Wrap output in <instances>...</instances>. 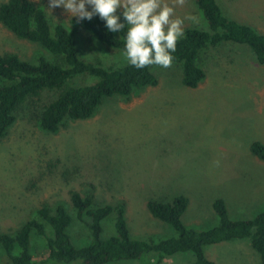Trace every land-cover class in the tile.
I'll use <instances>...</instances> for the list:
<instances>
[{"label": "rangeland", "instance_id": "obj_1", "mask_svg": "<svg viewBox=\"0 0 264 264\" xmlns=\"http://www.w3.org/2000/svg\"><path fill=\"white\" fill-rule=\"evenodd\" d=\"M7 1L0 0V5ZM28 1L43 8L51 24L78 29V47L86 61H99L105 68L129 64L122 51L85 29L87 19L77 23L63 8L49 10V0ZM167 2L171 5L172 0ZM218 2L230 19L264 34V0ZM175 13L198 18V24L185 20L184 31L209 30L195 0L177 6ZM116 14L121 16L122 9ZM0 54L32 62L39 55L49 56L1 23ZM200 64L206 78L196 89L182 84L180 63L172 62L167 69L153 66L157 86L135 90L128 98H105L91 118L66 121L55 134L39 128L41 107H36L48 105L56 93H44L38 105L22 107L15 125L0 139V233L15 235L28 219L42 221L40 209L61 205L74 219L68 228L73 244L88 246L91 233L77 219L72 193L92 197L94 207L123 204L131 235L154 242L177 233L152 216L149 201L172 203L185 196L189 206L182 220L202 231L219 224L213 207L217 199L225 202L232 220H252L263 212L264 162L250 148L256 142L264 145V65L247 45L231 42L207 50ZM115 220L114 212L102 222L104 240L116 235ZM31 252L38 261L48 258L46 240L36 233ZM19 253L16 248L15 255ZM205 254L216 264H263L249 239L207 246ZM152 257L110 264H154ZM193 262L188 252L164 264Z\"/></svg>", "mask_w": 264, "mask_h": 264}, {"label": "trees", "instance_id": "obj_2", "mask_svg": "<svg viewBox=\"0 0 264 264\" xmlns=\"http://www.w3.org/2000/svg\"><path fill=\"white\" fill-rule=\"evenodd\" d=\"M209 30L186 29L184 37L172 53L173 62L182 65V84L196 89L205 80L206 72L200 62L207 50L226 42L247 45L259 64L264 65V34L226 16L218 0H195ZM121 23H124L121 14ZM0 23L15 37L39 46L49 56L39 55L35 62L16 54H0V139L17 121V112L25 105H38L44 93H56L48 105L37 106L39 128L47 133H58L66 121L91 118L105 98H128L135 90L158 85L152 67L137 69L130 64L105 68L98 61L88 62L81 57L78 29H68L63 23L51 24L44 9L28 0H8L0 5ZM85 29L99 42L124 51L127 25L118 32H109L105 22L94 16L85 20ZM94 79L85 84L83 81ZM35 105V106H36ZM251 153L264 161V145L254 143ZM71 204L77 219L91 233L88 246L77 248L68 234L73 218L68 210L58 205L40 209L42 221L28 219L15 235L0 233V264H110L138 261L145 255L153 256L154 264H164L167 258L180 253H193V264H216L207 258L205 248L233 240L249 239L264 264V211L252 220H232L222 199H217L214 210L219 224L209 230L186 226L182 220L189 199L178 196L172 203L149 201L152 216L171 226L176 237L158 242L134 238L127 226L125 207L110 205L94 207L93 198L71 194ZM116 214V235L104 240L102 222ZM85 218H89L86 221ZM48 227L51 233L48 232ZM36 233L46 240L48 258L38 261L31 252V238ZM16 248L20 253L15 255Z\"/></svg>", "mask_w": 264, "mask_h": 264}, {"label": "clouds", "instance_id": "obj_3", "mask_svg": "<svg viewBox=\"0 0 264 264\" xmlns=\"http://www.w3.org/2000/svg\"><path fill=\"white\" fill-rule=\"evenodd\" d=\"M186 3L187 0H172L171 5L167 0H49L48 9L63 8L70 18H78L77 23L98 15L109 32H121L127 25L122 53L125 60L137 69H167L172 65L178 41L184 37L185 20L199 23L195 15L176 16V7ZM121 9L124 23L116 14Z\"/></svg>", "mask_w": 264, "mask_h": 264}, {"label": "crops", "instance_id": "obj_4", "mask_svg": "<svg viewBox=\"0 0 264 264\" xmlns=\"http://www.w3.org/2000/svg\"><path fill=\"white\" fill-rule=\"evenodd\" d=\"M256 157V156H255ZM259 159V158H258ZM260 160V159H259ZM262 161V160H261ZM264 162V161H263Z\"/></svg>", "mask_w": 264, "mask_h": 264}]
</instances>
